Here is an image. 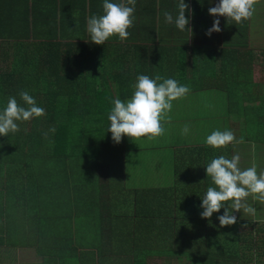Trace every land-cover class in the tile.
Here are the masks:
<instances>
[{
	"label": "crops",
	"instance_id": "crops-1",
	"mask_svg": "<svg viewBox=\"0 0 264 264\" xmlns=\"http://www.w3.org/2000/svg\"><path fill=\"white\" fill-rule=\"evenodd\" d=\"M111 2L126 3V0ZM178 3L179 0H136L133 26L128 29L129 37L122 41L118 35H113L104 44L97 45L90 40L87 21L93 15L103 14V0H0L2 53H22V43L32 46L58 43L56 53L65 58L68 70L81 73L87 69L88 82L95 80L94 88L103 87L115 95L127 91L133 95L132 85L141 74L150 78L159 74L190 88L187 95L172 102V109L167 113L170 122H161L165 129L163 135L136 140L123 135L121 142H111L110 151L105 155L109 159L99 168L98 181L67 182L54 186L58 190L55 204L58 210L54 213L58 217L55 214L42 215V224L46 221L56 230L55 221L60 234L108 238L103 245L107 255L104 261L47 262L36 255L34 248H16V253L24 250V253H34L40 259L29 264H193L184 258L177 260L166 255H175L170 241L163 248L155 247L157 243H154L144 261L112 259L110 237L114 236V229L117 228L112 223L113 214L120 213V208L125 207L121 199L126 192L145 189V200L146 196L157 199L170 184L171 166L178 148L204 145L206 137L216 130L234 133L236 140L229 144L232 147L227 145L223 150H229L227 155L230 159L236 154L240 156V168L255 163L258 174L264 172V0H258L253 16L241 23L220 16L221 31L212 32L210 36L206 33L216 17L209 14L208 9L219 0H185L191 13L185 11L190 20L183 31L174 23L179 12ZM165 11L172 14L173 23L165 21ZM51 47L54 48L53 45ZM73 89L87 91L80 86ZM185 125L189 127L186 135L181 131V126ZM200 134L204 136L203 140L198 139ZM241 138L242 142H237ZM254 142L255 145L259 143L253 147L254 159H250L248 164L243 153L246 146ZM110 164L115 167H110ZM116 166L121 167L118 174H123L124 181L114 175ZM140 174L146 177L141 178ZM130 179L136 180L128 186L126 183ZM209 186L215 187L212 181L191 187L204 188V195ZM203 195L194 197L195 202L192 200L194 205L199 206V217L212 228L213 225L219 228L218 216L224 213V208L214 212L211 218H202L200 213L203 208L200 205ZM180 198L185 199L187 206L190 205L189 196ZM225 203L230 206L232 201ZM244 203L254 207L255 214H247L243 209L233 211L237 222L264 221V201L249 195ZM77 211L80 217L78 224H74L70 220L77 215ZM32 221L27 219L25 224V233L29 229L31 236L38 228L30 226ZM201 227L192 231L205 233V230H211ZM40 232L49 234L43 226ZM189 236L185 243L193 249L192 236Z\"/></svg>",
	"mask_w": 264,
	"mask_h": 264
},
{
	"label": "trees",
	"instance_id": "trees-1",
	"mask_svg": "<svg viewBox=\"0 0 264 264\" xmlns=\"http://www.w3.org/2000/svg\"><path fill=\"white\" fill-rule=\"evenodd\" d=\"M58 46L53 42L34 46L22 43V53L0 51V111L10 96L23 104L21 91H27L45 109L41 117L17 121L18 132L0 135V248L14 251L31 247L47 262L104 261L107 255L101 238L60 234L55 221L56 230L46 221L42 224V215L53 216L58 210L55 185L98 181L99 168L108 161L105 155L113 141L107 130L112 100L124 101L132 94L115 95L103 87L94 88L95 80L88 82L87 69L72 73L65 67V58L56 53ZM74 86L87 91H72ZM228 151L207 144L178 148L170 184L157 199L146 196L145 200V189L128 190L121 201L129 211L113 214L112 223L117 228L110 237L112 259L144 261L154 243L163 248L170 241L175 255H166L193 264H264V221L212 228L201 220L199 206L193 203L204 188L191 186L211 183L207 164L221 155L230 159ZM119 170L121 167L113 173L124 181ZM181 196H189V206ZM27 219L33 220L31 227H38L32 236L29 229L25 233ZM42 226L49 234L40 232ZM201 226L211 230L192 231ZM190 234L193 249L185 243Z\"/></svg>",
	"mask_w": 264,
	"mask_h": 264
},
{
	"label": "clouds",
	"instance_id": "clouds-1",
	"mask_svg": "<svg viewBox=\"0 0 264 264\" xmlns=\"http://www.w3.org/2000/svg\"><path fill=\"white\" fill-rule=\"evenodd\" d=\"M257 2L258 0H219V3L208 9L209 14L216 19L206 34L210 36L212 32L221 31L220 16L234 20L237 24L250 19ZM135 3L136 0H126V3L103 0V14L93 15L87 21L90 40L97 45L104 44L113 35H118L122 41L126 40L130 35L128 29L133 26ZM178 9L174 23L183 31L190 20V16H185V11L191 13V9L185 0H179ZM164 17L167 23H173L170 12L165 11ZM132 87L134 91L131 98L127 101L119 98L112 100L113 107L108 113L110 124L107 130L112 133V139L116 143L121 142L123 135L135 140L145 136L154 138L163 135L165 129L161 122H170L167 113L172 109V102L190 91L188 85H181L175 79L164 78L159 74L155 78L138 75ZM19 97L23 104L19 103L15 96H10L6 107L0 111V135L8 136L9 132H18L20 128L17 121H28L45 115V109L38 106L35 98L27 91H21ZM50 131L54 132L55 129L51 128ZM181 131L186 135L189 131L188 125ZM235 140L232 131L216 130L206 137L205 143L213 148H223ZM237 142H242V138ZM239 163L240 156L236 154L231 159L223 155L218 156L207 164V176L215 187L209 186L202 197V218H211L214 212L224 208V213L218 216L220 226L234 225L237 223V217L233 211L243 209L247 214H255V208L244 203L249 195L264 201V172L258 174L255 163L241 170ZM230 200L232 204L229 206L225 202Z\"/></svg>",
	"mask_w": 264,
	"mask_h": 264
},
{
	"label": "rangeland",
	"instance_id": "rangeland-1",
	"mask_svg": "<svg viewBox=\"0 0 264 264\" xmlns=\"http://www.w3.org/2000/svg\"><path fill=\"white\" fill-rule=\"evenodd\" d=\"M75 89H72V91H74ZM181 127H184V126H181ZM204 136L203 135H199L198 139L199 140H203ZM254 146H257V144L255 145V142L251 145H247L246 146V150L245 152L243 153L245 155V157L248 159V164H249V160H253L254 159V154H253V147ZM232 147V146H230ZM255 148V147H254ZM254 151H258V150H254ZM251 166H248V167H241V170H244L246 168H249ZM132 176V175H131ZM141 178H144L146 177V175H143V174H140L139 175ZM135 180L136 179H130L129 181H127V185L130 186V185H133L135 183ZM95 208V207H94ZM93 208V209H94ZM116 208V207H115ZM129 210H126L124 207H121L119 212L120 213H123V212H127ZM79 212L77 211V215L74 216L70 221H73L74 224H78V219H79ZM78 230L75 232L77 233ZM102 240V245H104V241H107L108 238H101ZM37 260H40L39 258H37L34 253H24V250H20L19 252H14V251H11V250H6L4 248H0V262H3V263H12V262H22V264H29V262H33V261H37ZM3 263H0V264H3Z\"/></svg>",
	"mask_w": 264,
	"mask_h": 264
}]
</instances>
